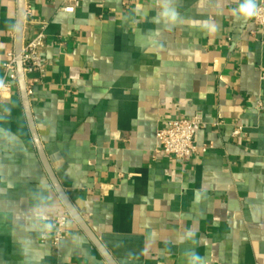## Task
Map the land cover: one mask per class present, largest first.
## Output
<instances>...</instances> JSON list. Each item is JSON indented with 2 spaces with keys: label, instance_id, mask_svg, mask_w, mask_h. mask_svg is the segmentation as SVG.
Returning a JSON list of instances; mask_svg holds the SVG:
<instances>
[{
  "label": "crops",
  "instance_id": "obj_1",
  "mask_svg": "<svg viewBox=\"0 0 264 264\" xmlns=\"http://www.w3.org/2000/svg\"><path fill=\"white\" fill-rule=\"evenodd\" d=\"M239 3L177 0L207 23L166 25L153 22L157 0H82L75 13L26 0L24 44L46 26V70L28 77L40 141L118 264H189L193 252L201 264H264V26L237 20ZM17 25L18 0H0L3 84ZM197 114L199 152L159 155L157 132ZM65 213L18 84L0 88V264H108L73 219L53 246L45 225Z\"/></svg>",
  "mask_w": 264,
  "mask_h": 264
},
{
  "label": "built area",
  "instance_id": "obj_2",
  "mask_svg": "<svg viewBox=\"0 0 264 264\" xmlns=\"http://www.w3.org/2000/svg\"><path fill=\"white\" fill-rule=\"evenodd\" d=\"M81 1L65 0L66 4L62 9L67 13H75L76 9L81 5ZM252 18L257 25L264 26V0L258 3L257 14ZM45 27V24H43L41 31L23 46V65L29 95L32 92L31 84L34 81L33 79H28L29 75L33 73L42 75L46 70V62L43 57L46 41ZM3 69L7 83H4V87L1 89H7L11 85L18 84L17 55L14 48L6 51ZM262 80L264 81V73ZM262 107L263 104L259 102L258 108L261 109ZM203 127H205V121L201 114H197L191 118L183 117L169 120L167 126L157 132L159 147L156 152L159 155L172 159H190L200 150L197 136ZM245 134L243 126H237L232 131V136L236 138L242 137ZM201 148L202 152L206 153L213 148V145H203ZM71 220L72 218L68 212L52 220V244L54 247L60 245ZM43 240H45V235H43Z\"/></svg>",
  "mask_w": 264,
  "mask_h": 264
},
{
  "label": "water",
  "instance_id": "obj_3",
  "mask_svg": "<svg viewBox=\"0 0 264 264\" xmlns=\"http://www.w3.org/2000/svg\"><path fill=\"white\" fill-rule=\"evenodd\" d=\"M25 20H26V0H18V25H17L16 41H15V52L17 55V67H18V87L20 90L22 104H23V107H24V110L26 112V116L28 119L32 138L35 142L36 149L38 151V155L40 157V160L54 188L56 189L69 215L80 226V228L84 231V233L88 236V238L97 248V250L101 253L104 259L107 261V263L108 264H118L116 260L112 257V255L109 253V251L106 249V247L102 244L100 239L95 235V233L89 227L88 223L79 213V211L77 210V208L71 201L70 197L64 190V187L58 180L51 166V163L44 150L43 144L40 141V138H39V135L36 129L35 121H34V116H33L32 109H31L30 96H29L28 89H27V81H26V75L24 73V65H23L22 52H23V46H24Z\"/></svg>",
  "mask_w": 264,
  "mask_h": 264
},
{
  "label": "clouds",
  "instance_id": "obj_4",
  "mask_svg": "<svg viewBox=\"0 0 264 264\" xmlns=\"http://www.w3.org/2000/svg\"><path fill=\"white\" fill-rule=\"evenodd\" d=\"M143 8V5L139 6ZM158 11L153 17V22L156 24L164 23L166 25H175L179 23H187L190 25L205 24L206 21H194L183 17L178 9L177 0H157ZM258 11L257 0H240L238 7L234 10L237 20H248L254 17ZM158 34V30H157ZM3 81H0V88H3ZM41 219L47 220V216H42ZM45 227L51 230L53 225L47 223ZM189 264H201V257L199 254L193 252L190 255Z\"/></svg>",
  "mask_w": 264,
  "mask_h": 264
}]
</instances>
